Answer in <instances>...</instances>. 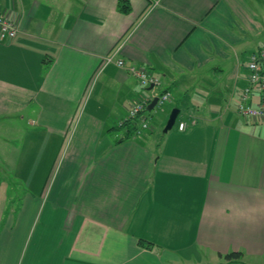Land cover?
<instances>
[{
  "label": "crops",
  "instance_id": "obj_1",
  "mask_svg": "<svg viewBox=\"0 0 264 264\" xmlns=\"http://www.w3.org/2000/svg\"><path fill=\"white\" fill-rule=\"evenodd\" d=\"M127 2L0 0L18 26L0 39V118L40 136L18 218L0 189V264H264V122L237 110L264 0ZM117 49L186 108L168 131L166 110L148 136L119 129L152 92L100 69Z\"/></svg>",
  "mask_w": 264,
  "mask_h": 264
},
{
  "label": "built area",
  "instance_id": "obj_2",
  "mask_svg": "<svg viewBox=\"0 0 264 264\" xmlns=\"http://www.w3.org/2000/svg\"><path fill=\"white\" fill-rule=\"evenodd\" d=\"M158 1L154 0V3H158ZM17 32L18 26L16 22L7 11L0 9V39L10 40L17 35ZM118 50L103 57L100 69L114 63L134 75L142 88H148L153 85L150 89L152 94L141 96L134 100L128 108L126 117L120 121V125H122L127 120H137L138 125L135 135L139 136L153 128L151 114H148L149 110L147 109L153 97L158 96V101L154 108L161 109L166 103L172 101L173 93L169 89L156 91V88L161 85L159 77L146 67L128 63L124 58L118 57ZM245 66L248 72V84L239 95L237 110L254 123L264 122V46L248 55ZM255 87L260 96L258 103L253 105L252 95ZM178 128L181 131L186 130L187 123L185 121L179 122Z\"/></svg>",
  "mask_w": 264,
  "mask_h": 264
},
{
  "label": "rangeland",
  "instance_id": "obj_3",
  "mask_svg": "<svg viewBox=\"0 0 264 264\" xmlns=\"http://www.w3.org/2000/svg\"><path fill=\"white\" fill-rule=\"evenodd\" d=\"M248 55L246 53L243 58H247ZM192 94L194 95V93ZM191 97L193 96L181 98V104H184L186 100L188 105L189 101L191 103L194 102ZM174 108L177 107L169 104L163 106L162 109L154 108L149 111L148 114H151L153 126L156 125V127L161 128L159 124L163 115L165 116V110L170 115ZM185 112L186 108L181 105L179 117ZM185 122L188 126V122L186 120ZM37 129V126L28 123V118L24 120L19 118H0V189L6 185L9 193V208L10 211L16 209V218H18L27 193H33V190L27 185L29 184L27 179L35 169L34 159L38 151L37 146L38 142H40V136L34 134L33 131ZM119 129L121 130L122 128ZM152 129L139 135V138L151 134Z\"/></svg>",
  "mask_w": 264,
  "mask_h": 264
},
{
  "label": "trees",
  "instance_id": "obj_4",
  "mask_svg": "<svg viewBox=\"0 0 264 264\" xmlns=\"http://www.w3.org/2000/svg\"><path fill=\"white\" fill-rule=\"evenodd\" d=\"M119 10H121L125 13L129 12L130 5L127 2V0H119ZM137 125H138L137 120H127L122 125H120V127L121 128L126 127L127 130H129L135 134V130L137 128ZM139 243L141 246L148 247V248H150L151 245L153 244V242H150V241L143 239V238H141L139 240ZM242 255H243V252H241V251H232V252H229L228 254H226L225 257L228 259H239Z\"/></svg>",
  "mask_w": 264,
  "mask_h": 264
},
{
  "label": "water",
  "instance_id": "obj_5",
  "mask_svg": "<svg viewBox=\"0 0 264 264\" xmlns=\"http://www.w3.org/2000/svg\"><path fill=\"white\" fill-rule=\"evenodd\" d=\"M152 87H153V85H151L149 87V89H151ZM157 101H158V96L153 97V99L151 100V102L148 104L147 109L149 111L153 110L154 107H155V105L157 104ZM179 112H180V109L178 107L177 108H174L172 110V112L169 115V118L167 120V124H166V126L164 128V131L165 132L168 131L169 129H171L174 126V124L176 122V119H177V117L179 115Z\"/></svg>",
  "mask_w": 264,
  "mask_h": 264
}]
</instances>
